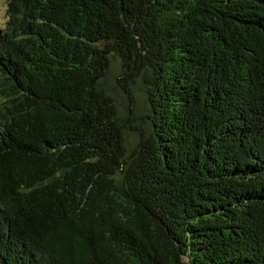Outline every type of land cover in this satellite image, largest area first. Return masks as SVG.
<instances>
[{
	"label": "trees",
	"instance_id": "trees-1",
	"mask_svg": "<svg viewBox=\"0 0 264 264\" xmlns=\"http://www.w3.org/2000/svg\"><path fill=\"white\" fill-rule=\"evenodd\" d=\"M0 264H264V0H5Z\"/></svg>",
	"mask_w": 264,
	"mask_h": 264
},
{
	"label": "rangeland",
	"instance_id": "rangeland-1",
	"mask_svg": "<svg viewBox=\"0 0 264 264\" xmlns=\"http://www.w3.org/2000/svg\"><path fill=\"white\" fill-rule=\"evenodd\" d=\"M4 20H5V0H0V24H2ZM108 80H107V83H108ZM109 84H111V85H108L109 89L112 88L115 90L116 85L113 83V81L111 82V80H109ZM135 93L140 95V91H138L137 89H135Z\"/></svg>",
	"mask_w": 264,
	"mask_h": 264
}]
</instances>
